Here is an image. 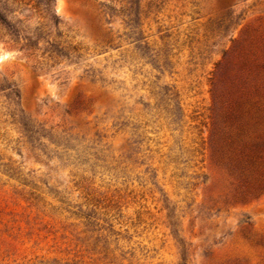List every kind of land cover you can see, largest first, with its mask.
I'll use <instances>...</instances> for the list:
<instances>
[{
    "label": "rangeland",
    "instance_id": "374dc122",
    "mask_svg": "<svg viewBox=\"0 0 264 264\" xmlns=\"http://www.w3.org/2000/svg\"><path fill=\"white\" fill-rule=\"evenodd\" d=\"M126 1L0 0V264H264V193L220 151L264 0Z\"/></svg>",
    "mask_w": 264,
    "mask_h": 264
},
{
    "label": "trees",
    "instance_id": "16d2710c",
    "mask_svg": "<svg viewBox=\"0 0 264 264\" xmlns=\"http://www.w3.org/2000/svg\"><path fill=\"white\" fill-rule=\"evenodd\" d=\"M52 2H43L47 14ZM126 3L129 5L114 11L122 14L127 12V16L138 13L137 0H128ZM5 25L10 39L25 55L46 64L50 60L51 66L60 64L62 60L71 62L75 46L58 43L60 46L57 49L41 50L36 33L25 26L11 23ZM44 41L51 44L48 39ZM256 54L250 53V50L241 51L240 59L237 60L238 72L244 75L241 79L232 78L233 82L227 92L228 102L223 110L226 130L221 136L220 151L237 172L239 179L249 184L248 192L264 193V49Z\"/></svg>",
    "mask_w": 264,
    "mask_h": 264
}]
</instances>
